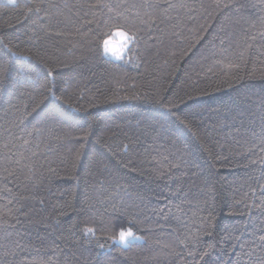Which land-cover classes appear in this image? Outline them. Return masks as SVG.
Segmentation results:
<instances>
[{
  "label": "trees",
  "instance_id": "1",
  "mask_svg": "<svg viewBox=\"0 0 264 264\" xmlns=\"http://www.w3.org/2000/svg\"><path fill=\"white\" fill-rule=\"evenodd\" d=\"M0 264H264V0L0 1Z\"/></svg>",
  "mask_w": 264,
  "mask_h": 264
},
{
  "label": "rangeland",
  "instance_id": "2",
  "mask_svg": "<svg viewBox=\"0 0 264 264\" xmlns=\"http://www.w3.org/2000/svg\"><path fill=\"white\" fill-rule=\"evenodd\" d=\"M7 3H14L15 0H0ZM128 42L127 37L122 32H116L113 37L104 42L103 50L104 55L114 61L122 59L126 50ZM139 238L133 236L130 232H122L119 237L115 239V243L118 245L126 246L128 243L135 242Z\"/></svg>",
  "mask_w": 264,
  "mask_h": 264
}]
</instances>
